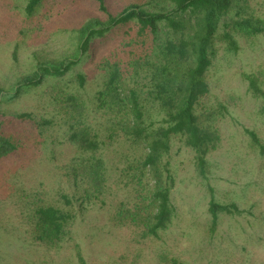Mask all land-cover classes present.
<instances>
[{
  "label": "rangeland",
  "instance_id": "374dc122",
  "mask_svg": "<svg viewBox=\"0 0 264 264\" xmlns=\"http://www.w3.org/2000/svg\"><path fill=\"white\" fill-rule=\"evenodd\" d=\"M104 1L108 14L113 16L133 4L149 12L172 9L165 4L152 6L148 0ZM55 2L62 0H46L42 12ZM0 3V88L6 90L31 73L38 58L60 61L71 54L76 31L86 22L107 19L98 3L75 0L70 9L55 13L40 37L26 28L19 11H13V7L3 10ZM247 6L249 14L264 22V0H247ZM165 32L162 25L154 48L157 54ZM121 33L118 30L105 39H96L90 57L68 76L90 68L104 50L113 48ZM235 37L237 53L230 52L224 41L216 42V57L205 75L209 93L197 107L198 114L221 106L227 108L214 120L221 133L220 146L209 155V172L203 178L192 149L180 138L172 139L168 161L174 180L171 203L175 217L159 238L140 240L134 229L116 228L109 221L114 205L127 201L119 176L131 150L128 144L118 142L101 151L111 175L108 205L87 206L82 211L76 204L77 218L71 235L59 249L49 250L32 241L26 210L33 194L42 191L50 200L63 193L74 194L65 176L66 166L77 154L63 137L65 126L60 117L48 101L39 97V92L25 94L11 104L12 110L32 114L33 119L5 128L20 147L0 161V264H82L80 257L83 264H166L164 258H176L185 264H264V159L246 133L254 132L264 144V98L256 95L250 85L254 80L264 91V34ZM152 43L150 37L148 45L152 47ZM16 49L17 61L13 58ZM98 89L97 79L91 78L80 93L89 106L91 126L101 139H107L109 117L97 113L93 104ZM153 115L155 121L161 120L156 109ZM43 120L51 123L42 126ZM212 199L224 205L235 204L242 211L241 215L220 216L214 233L208 213Z\"/></svg>",
  "mask_w": 264,
  "mask_h": 264
},
{
  "label": "trees",
  "instance_id": "16d2710c",
  "mask_svg": "<svg viewBox=\"0 0 264 264\" xmlns=\"http://www.w3.org/2000/svg\"><path fill=\"white\" fill-rule=\"evenodd\" d=\"M45 1L0 0L3 10L13 7V11H19L26 28L40 37L55 13L70 9L75 0L55 2L42 12ZM92 1L107 13V19H91L80 27L71 54L60 61L38 58L35 69L20 77L14 87L0 88V161L20 147L5 128L33 119L32 114L12 110L10 105L32 92H39V97L49 102L65 126L63 137L76 150L65 176L75 193H63L50 200L37 191L27 206L30 239L49 250L61 248L70 237L77 218L76 204L82 211L87 206L108 205L111 175L101 151L118 142L128 144L131 150L119 176L127 201L114 205L110 223L116 228L134 229L140 240L159 238L169 228L175 217L171 203L174 180L168 161L172 139L180 138L192 149L203 178L209 172V155L221 143L214 120L227 108L197 113L201 99L209 93L205 75L216 57L215 44L218 39L224 41L230 52L237 53L235 35L264 34V22L247 12V0H148L152 6L165 4L172 9L149 12L133 4L116 16L108 14L104 0ZM162 25L166 37L157 54L154 48ZM118 30L122 33L114 40L113 48L104 50L86 71L68 76L90 57L96 39H105ZM150 37L152 47L148 45ZM13 58L18 60L17 49ZM90 77L97 79L99 88L94 95V109L109 117L107 139H101L91 126L89 106L80 93ZM250 85L256 95L264 98V91L254 80ZM153 109L161 120H154ZM50 123L43 120L42 126ZM246 133L264 159V144L254 132ZM208 213L214 233L220 216L241 215L242 211L235 204L224 205L212 199ZM163 261L185 264L176 258ZM80 262L83 264L81 257Z\"/></svg>",
  "mask_w": 264,
  "mask_h": 264
}]
</instances>
